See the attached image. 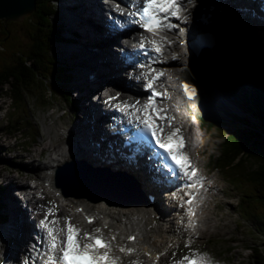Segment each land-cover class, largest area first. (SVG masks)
I'll return each instance as SVG.
<instances>
[{"label":"bare ground","instance_id":"1","mask_svg":"<svg viewBox=\"0 0 264 264\" xmlns=\"http://www.w3.org/2000/svg\"><path fill=\"white\" fill-rule=\"evenodd\" d=\"M126 1L117 0L119 3ZM206 4L217 5L218 16L216 13L214 15L217 16L218 22L224 17L223 9L226 8L227 10L229 4L238 7L247 19L261 27V30H256L255 34L257 33L264 52V11L260 10L261 7L257 1L178 0V14H180L179 18L181 19L178 22L187 27L190 25L201 26L204 22L203 15L206 12L204 9ZM60 8V16H63L67 27L73 30L78 40V43H74L73 34L66 32L65 36L67 35L68 43H65V40L61 45L72 56L74 52L79 55V58L75 56L79 63L74 62L73 64L80 65L85 61L90 62L87 68L84 66L81 69L79 91H82L83 85L89 86V83H91V87L90 91L86 92L87 95L89 92L101 93L106 89L108 90L103 97L99 93L97 98L91 96L76 107L77 115L71 117V123L69 120L61 124L57 121L53 126L55 136L51 129L52 125L47 126L45 134L47 137L41 142L43 148L40 153L43 154L47 149L51 152L42 162L45 170L42 167L39 168V179L36 178L33 182H22L20 181L24 175L22 171H19V175L12 172L6 175L10 187L4 195V210L6 211L2 214L5 221L0 224V226L3 225L0 228V238L5 241L3 243L9 248L12 254L11 258L15 262H19L22 257L25 258L31 253L30 243L34 241L35 233L42 235L47 240L50 237L48 235L49 230H52L54 235L58 234L59 229L65 228L70 221L82 232L103 236L111 244L108 251L118 264H155L154 261L157 258L163 264L167 263L169 256H165V250L173 245L170 237L175 234L196 237L199 235V231L208 227L210 218L204 212L200 215L198 208L201 207L197 208V201L195 204L187 203L189 189H173V187L168 186L165 188L161 185L156 180L154 173L151 172L152 166L148 160L143 159L140 155L129 156L124 145L119 143L117 134L110 131L107 125L111 126L112 121H114L113 116H118V121L137 120L136 117H141L144 113L143 111H136V109L142 110L145 105L148 106L151 114L156 115L153 111L154 107L162 110L161 113H168L170 116L168 110L172 112V107L168 100H172L171 96L177 98L179 93L184 90H190L192 85L197 84L198 80L202 81L204 78L201 70L204 72V68L208 69L209 64L206 63L207 67H205V64H201L198 60H191L192 63H189L190 61L184 54V59L179 57L182 47L177 39L178 30L172 27H167V33L161 37L152 38L144 36L145 31L134 26L123 33V36L126 37L124 39L119 34L120 28L116 23L118 22L117 19H126V15L123 9L118 10V7L113 3H108L105 0H63ZM111 24H114V27L112 25L113 29L108 36L107 34L104 35V30ZM143 40L146 42L144 43ZM221 40L222 42L220 41L218 44L219 49L216 51L221 70L217 78L211 79V81L221 92L223 98L220 97L219 100H223L222 103L225 100L226 103L224 104L230 107L233 103H231L230 98L224 95L225 87L223 88L224 85L222 86L221 81H219L222 74L228 72L226 65L230 63L226 56L227 43L223 42L225 37H221ZM136 41L149 46L150 57L158 59L160 63H151L143 68L137 66V60H127L126 52L137 51L135 48L138 45L134 44ZM117 45L123 48V53L120 54L116 50ZM65 46H69L70 49H66ZM157 48L160 51H156ZM188 51V54L191 53V59L194 55L193 49ZM171 55L173 56L171 57ZM183 61L185 65L181 67ZM252 64L253 61L250 58L247 69ZM128 67L135 70L133 75H130V71L127 72L126 68ZM212 67L215 68L213 64ZM181 68H185L187 73L177 70ZM235 71L238 72L237 68ZM169 76H174L179 83L177 90L168 91ZM149 81L152 82V88L160 93V97L154 102L147 101L149 91L152 89L147 87ZM128 83L133 85L128 86ZM81 96L77 95V98H81ZM160 102H164V105H161ZM233 102L242 107L241 99L233 100ZM115 103H120L118 105L119 108L124 109L123 114L116 111L118 105L115 110L107 106V104L113 105ZM126 105L128 107H125ZM160 115L162 116V114ZM59 118L63 119V116H59ZM166 120L156 119V122L161 127ZM197 133L195 139L199 142H202V139L206 140V131L203 133L197 131ZM191 139L193 136L189 135L188 140ZM189 148L192 149V146L190 145ZM6 150H10V147ZM82 159L93 163L95 166ZM12 160L17 161V157L12 158ZM188 161L190 163L191 160L188 158ZM67 163L71 169L67 171L66 176L61 173L65 180H60V184H57L54 172ZM25 167L29 169L33 165L29 163L25 164ZM196 177H198L199 183L204 184V187L209 186L206 181L208 178L199 175ZM5 181V179L1 180L0 183H5ZM62 182L65 183V186L61 185ZM72 185L82 186L84 193L80 192L81 194L68 196L65 190L61 189L66 187L70 192H79L78 190L75 191ZM25 186L27 187L25 188ZM13 187L18 189V194L22 193L14 195ZM85 188L87 189L85 190ZM162 190L165 191L161 192ZM144 191L153 195L162 193V198L156 197L155 201H152L142 194ZM163 198L171 202H175V198L180 199L177 207H179V214H181L179 215L181 222H176L179 231L170 227L174 218L171 217L169 210L163 207ZM122 202L131 203L124 204ZM192 204L195 205L193 210H195L196 216H191L190 212L186 213V208ZM89 218H93L92 223H89ZM66 219L67 221L64 222ZM42 221L48 225L47 228L43 227ZM53 221L56 223L53 224ZM194 221L197 222L196 225L193 224ZM96 229H100V232L96 233ZM133 234L135 240H129L128 238ZM59 235L62 239L64 234L59 233ZM3 243H0V254L4 247ZM121 248L132 249L133 251L130 253L128 251L122 252L120 251ZM198 261L199 264H202L204 259H198ZM185 262L187 260L178 264Z\"/></svg>","mask_w":264,"mask_h":264},{"label":"rangeland","instance_id":"2","mask_svg":"<svg viewBox=\"0 0 264 264\" xmlns=\"http://www.w3.org/2000/svg\"><path fill=\"white\" fill-rule=\"evenodd\" d=\"M62 1L63 0H56L54 5L57 11L53 17H51L52 23L60 31L59 38L56 37L52 41V55L55 56L58 62L63 65L67 71V74L72 73L71 80L64 79L61 83H56L58 85L61 84L62 86L65 85L71 90L70 98L66 99L62 94H59L55 86L56 84H54L49 77L45 80L43 78L36 80L35 83L37 87H35L31 93H27L24 104L25 108L23 109L25 111V113H23L24 117L18 123L19 127L24 128L20 129V132L15 135L10 132V130L14 127L13 124H11V120L15 118V114L13 113L12 109V99L9 95V85L3 86L0 84V181L4 179L6 180L5 183H0V212L3 214L6 211L4 210V195H6V192L10 187L8 186L9 182L6 175L11 174L10 172L19 175V171H22L24 173V175L20 178V181L22 182H33L34 179H39V168L42 167L43 170H45L42 162L45 161L51 152L47 149L43 152V154L40 153L43 148L41 146V142L47 137L45 135L47 126L52 125L51 129L53 131V135L55 136L53 126L57 121L61 124L64 122L66 123L69 120L71 123V117L73 115H77L76 112L78 110L76 107L81 105L84 101H87V98H90L91 96L96 97L100 93L89 92V95L86 94V92L90 91L91 83L88 84L89 86L83 85L81 87L82 91H79L78 89L80 87L79 83L81 81L80 77L82 75L81 69L84 66L87 68L88 63L90 62L87 63L85 61L80 65L73 64L74 62L79 63L76 61V58H79V55L74 52L73 57L72 54H70L69 51H66L61 45L67 39V35L65 36V34H67L66 32H69L71 35L73 34L75 37V41L73 42L78 43L76 34L73 32V30L67 27L63 16L61 17L59 14V11L61 13L60 5L62 4ZM204 9L208 14L210 12L213 14L211 16L214 18L209 20L207 25L208 28L212 29L218 44L220 41L222 42L221 37H225L223 42L227 43L226 48L228 50L226 52V56L228 60L231 62L232 60L237 59L238 65L237 67L235 66V68H237L238 72H241L242 76L245 71H249L251 75L256 77L250 75L252 78L250 79L249 77L248 79L247 75H244L242 80H236V77L234 80L230 81L228 80L229 77H227V72L222 74L219 81H221L220 83L222 86L224 85L223 88L225 87L223 92L224 95H226L227 98H230L231 103H233V106L231 105L230 107H227L224 104L226 103L225 100L224 103H222L223 100H219L220 97H223L221 92L213 83L209 85V89L207 90V93H205L203 105L205 108L207 106L211 108V111H209L210 114L202 121V126L204 129L203 131H206L205 135L207 138H205L206 140L202 139V142H199L197 139L189 140V146L191 145L192 149H185V152L188 158L191 160L189 163L190 167H197L199 169V176L208 178L206 181L209 186L204 187L203 191L201 192L197 207H201L199 208L200 215L204 212L207 217L209 216V224L206 229L199 231V235L196 237H189L186 234L172 235L170 239L172 240L171 243H173V245L171 248L165 250V256H169V259L168 262L164 264H178V262L184 261V258L188 256H194L197 259H204L202 264H264V257H254V255H252L251 249L249 248L251 247L254 250H259V253L264 256V239L256 234L250 222L244 221L240 216V206L238 203L240 193L239 184L228 181L223 171L214 169L215 163L213 162L215 157L221 155V150L223 149L222 143L225 137L239 127L254 128L264 138V126L259 124V117L253 111V108L248 109V106L243 101V97H241L239 93V89H242L245 94H247L248 91L253 89V86L255 85L254 83L257 80L259 82H264V52L262 43L260 40H258L257 33L255 34L256 30H261V27L247 19V17L243 12L240 11V9H238V7H234L230 4L228 5L227 10L226 8L223 9L222 14H224V17L226 18L222 17L220 22L217 20L218 12L216 4H208ZM215 13L217 16L214 15ZM31 14L27 16H30ZM231 15L233 16V19L237 17L239 22L238 24L242 25L241 27H243L245 30H249L253 35V39L256 41L255 43L260 50V65L257 63L256 65L258 66H254L253 63L248 67L247 70V65L251 58L250 49L252 44L244 43V39H241L242 36L237 35L238 33H236L235 30L231 28ZM27 16H24L20 21H11H16L18 24H20ZM120 35L121 37L123 36L122 34ZM19 36L21 35L19 34ZM243 36L245 37V40H247V38H252V36ZM66 41L65 43H68V41ZM238 46L240 49L242 46V49L236 55ZM75 47L76 46L74 45V48ZM65 48L70 49L69 46H65ZM81 49L84 51L82 47ZM179 50L181 51V49ZM203 51L204 50H200V53H203ZM180 53H182V51ZM75 56L77 57L75 58ZM172 56L173 55H171V57ZM180 56L181 54H179V57ZM176 58H178V56H176ZM189 63H192V61ZM231 63L226 65L230 75L235 70V68L231 71L229 70V65ZM184 65L185 64L183 61L180 66L184 67ZM126 69L128 73L129 71L131 73L132 68L128 67ZM177 70H182L187 73L185 68ZM256 72L257 74L255 75ZM190 74L192 73L190 72ZM128 84V86L133 85L132 83ZM141 84L143 85V83ZM110 87L113 88V86ZM97 90L99 89L97 88ZM106 90L101 92L100 95L106 93ZM77 95L82 96L81 98H77ZM129 95L131 96V93H129ZM236 97L242 98L243 108L239 107L238 103L233 102V100H236ZM118 104L120 103L107 106L112 107V110H115ZM160 104L164 105V102H160ZM59 116H63V119H60ZM166 124L171 125V122H167ZM196 142H198V145ZM8 147H10V150L7 151L6 149ZM196 147L197 150H195ZM11 157H17V161L12 160ZM83 161L94 165L87 160ZM29 163H32L33 167L26 169L25 164ZM26 187L27 186H25V188ZM72 188H74L75 191H79H72V194H81L80 192H82V194L84 193L82 191V186L80 187L78 185H72ZM86 189L87 188H85V190ZM12 191L15 192H13L14 195H20V193H22L20 192L18 194V189L16 187H13ZM142 194L147 199H149L148 191H144ZM155 195V198H162V193H157ZM175 200V202H171L170 200L168 201L167 199L163 198V207H166L167 210H169L168 212L170 213L171 217L174 218V222L171 223L170 227L176 231H179L177 230L178 223L176 222H181V219L179 218V215L181 214H179V207H177V203L180 199L177 200L175 198ZM23 206L25 205L23 204ZM31 219H33V216H31ZM66 221L67 219L64 222ZM194 224L196 223L194 222ZM2 226H0V228ZM154 263L163 264L159 258L155 259Z\"/></svg>","mask_w":264,"mask_h":264},{"label":"trees","instance_id":"3","mask_svg":"<svg viewBox=\"0 0 264 264\" xmlns=\"http://www.w3.org/2000/svg\"><path fill=\"white\" fill-rule=\"evenodd\" d=\"M54 3L56 0H36L34 12L20 24L0 18V84L9 85V95L15 114V118L11 120L14 127L10 132L15 135L24 128L19 127L18 123L24 117L27 93H31L37 87L35 81L49 77L56 84L64 79L71 80L72 77V73L67 74L63 65L52 55V41L60 35L59 29L54 26L51 19L57 11ZM232 17L231 15V28L238 33L237 35L242 36L244 43L252 44L250 56L254 66H258L257 63L260 65V50L253 35L238 24L237 17L235 19ZM243 35L252 38L245 40ZM241 49L238 46L236 55ZM237 65L235 59L229 65V70ZM234 72L236 73L235 70ZM244 75L249 79L251 74L245 71L243 76L241 72L235 76L242 80ZM257 81L252 92L248 91L245 94L239 89V93L248 108H253L259 117V124L264 126V82ZM55 86L59 94L66 99L70 98L71 90L68 87L61 84ZM241 97L236 99L242 100ZM222 145L221 155L213 159L214 169L223 171L228 181L239 184L240 216L244 221L250 222L256 234L264 239V138L254 128L239 127L225 137ZM2 214L0 212V219L3 218ZM249 248L254 257H264L259 250Z\"/></svg>","mask_w":264,"mask_h":264},{"label":"snow or ice","instance_id":"4","mask_svg":"<svg viewBox=\"0 0 264 264\" xmlns=\"http://www.w3.org/2000/svg\"><path fill=\"white\" fill-rule=\"evenodd\" d=\"M178 11V0H147L146 5L139 13L141 20L144 21L141 26L148 31H156L160 28L168 27L164 21L169 15H178ZM161 13H164L165 15L161 16ZM156 51H160V49L157 48ZM147 87L149 89L152 88L151 81H149ZM185 87L187 89V86ZM154 95L158 94L154 93ZM117 107L119 108V105ZM125 107L128 106L126 105ZM120 110L124 111L123 108H120ZM136 111H143L145 118L141 119L140 117H136V119L145 130L149 131L155 138L158 147L168 153L171 160L177 166L182 170H186L189 166L188 158L178 154V150L183 147V138L181 137L179 140L174 139V137L177 136L179 129L170 133L168 135L169 142L164 143L158 136V132H163V129L153 122L154 119L166 118L160 115L162 110L153 108V111L156 113L155 117L149 113L147 105H145L142 110L136 109ZM192 177H196V170L194 169L191 171L189 179ZM197 186V183L189 185V187L192 188H196ZM200 186H202V182H200ZM188 203L191 204L192 200H189ZM92 222L93 220L89 218V223ZM52 223L55 224L56 221H53ZM41 224L45 228L48 227L43 221ZM95 232L99 233L100 229H96ZM59 233L64 234L62 239L60 238ZM59 233L54 235L52 230L48 231V235L51 237L50 250L56 254L49 259L48 264H118L117 260L112 257L108 251V249L111 248V244L102 236L82 232V230L72 225L70 221L66 224L65 228L59 229ZM113 239H115V237H113ZM129 239L135 240V237H130ZM100 249H104L105 251L100 254ZM120 251H128L130 253L133 250L121 248ZM184 259L189 260V264H199L195 259H190L189 257H185Z\"/></svg>","mask_w":264,"mask_h":264},{"label":"water","instance_id":"5","mask_svg":"<svg viewBox=\"0 0 264 264\" xmlns=\"http://www.w3.org/2000/svg\"><path fill=\"white\" fill-rule=\"evenodd\" d=\"M35 2L36 0H0V18H3L6 21H11V20H16V21H20L24 16H27L31 13L34 12L35 10ZM235 57V56H234ZM233 57V59H234ZM235 60V59H234ZM232 60V61H234ZM202 63L205 64V67H207L206 63H208V69L204 70L205 75L207 76V78L209 79H216L218 76V73L220 72L221 68H220V64L218 62V58H217V54L215 52V54H210L208 56H206ZM212 64L215 68L212 67ZM219 70V71H218ZM228 73V72H227ZM228 77L230 81L234 80L236 78V76L231 73V75L228 73ZM250 78H252L250 76ZM237 80V78H236ZM71 169V166L69 165V163L65 164L63 167L59 168L57 173H56V178L57 180H65L63 177V174H65L68 170ZM65 171V173H64ZM62 175V176H61ZM65 183L62 182V186Z\"/></svg>","mask_w":264,"mask_h":264}]
</instances>
